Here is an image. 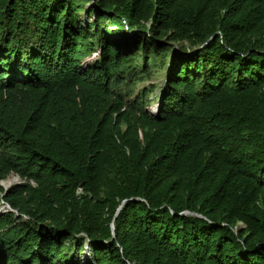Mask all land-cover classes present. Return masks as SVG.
<instances>
[{
  "label": "trees",
  "instance_id": "trees-1",
  "mask_svg": "<svg viewBox=\"0 0 264 264\" xmlns=\"http://www.w3.org/2000/svg\"><path fill=\"white\" fill-rule=\"evenodd\" d=\"M15 175L0 264H264V0H0Z\"/></svg>",
  "mask_w": 264,
  "mask_h": 264
},
{
  "label": "rangeland",
  "instance_id": "rangeland-1",
  "mask_svg": "<svg viewBox=\"0 0 264 264\" xmlns=\"http://www.w3.org/2000/svg\"><path fill=\"white\" fill-rule=\"evenodd\" d=\"M90 5H91V3H88L87 7H89ZM85 20H86V23L89 22V21H87V18ZM127 37H130V36L128 35ZM112 39L114 41H118L119 43H123L125 38L123 37V34H115V35H113ZM141 63H142V61H140V64ZM165 77H166L165 68L158 66L157 68H154L152 77L150 79L145 80V81H141L136 85V91H139L140 89H143L145 87L150 88V86L152 84L155 86V88L152 89L150 92V96L152 99V103H151L150 108H151L152 112L155 111L158 107L157 102L159 101V97H160L161 92L163 90L162 86L165 82ZM11 177H13V175ZM6 180H8V179H6ZM3 211H4L3 206H0V212L3 213ZM80 258L83 262L87 263L89 261V253L86 254L85 252H82Z\"/></svg>",
  "mask_w": 264,
  "mask_h": 264
},
{
  "label": "water",
  "instance_id": "water-1",
  "mask_svg": "<svg viewBox=\"0 0 264 264\" xmlns=\"http://www.w3.org/2000/svg\"><path fill=\"white\" fill-rule=\"evenodd\" d=\"M159 103L157 104V109L155 110V111H157L158 110V108H159ZM154 111V112H155ZM16 178V181L15 182H13V183H11V184H9V185H4V183H2L1 182V185L2 186H4L5 187V192H4V195L9 191V189L14 185V184H17V183H19V182H21V179H20V176H16L15 177ZM127 200H124L123 202H122V204L119 206V208H118V210H117V213H116V216L118 215V213H119V211L121 210V208L123 207V205H124V203L126 202ZM183 214H193L192 212H190V211H188V210H186V211H184V212H182ZM199 216H202V215H200V214H198ZM113 230H114V224H113Z\"/></svg>",
  "mask_w": 264,
  "mask_h": 264
},
{
  "label": "clouds",
  "instance_id": "clouds-1",
  "mask_svg": "<svg viewBox=\"0 0 264 264\" xmlns=\"http://www.w3.org/2000/svg\"><path fill=\"white\" fill-rule=\"evenodd\" d=\"M16 176H18V175H15L14 177H16ZM21 179V178H20ZM3 181L4 180H2L1 182L3 183ZM6 181V180H5ZM1 182H0V184H1ZM20 183V182H19ZM15 185V184H14ZM4 187V186H3ZM5 188V187H4ZM3 206V209H4V211L3 212H6V211H9L11 208H10V206L8 205V204H3L2 205Z\"/></svg>",
  "mask_w": 264,
  "mask_h": 264
},
{
  "label": "bare ground",
  "instance_id": "bare-ground-1",
  "mask_svg": "<svg viewBox=\"0 0 264 264\" xmlns=\"http://www.w3.org/2000/svg\"><path fill=\"white\" fill-rule=\"evenodd\" d=\"M15 181H16V178L14 177V178L6 180V181L4 180L3 183H4V185H9V184H11V183H13Z\"/></svg>",
  "mask_w": 264,
  "mask_h": 264
}]
</instances>
